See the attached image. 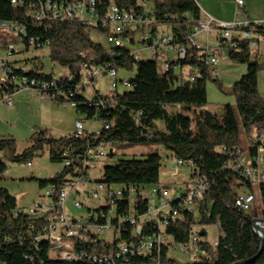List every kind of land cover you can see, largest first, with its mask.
I'll return each mask as SVG.
<instances>
[{
    "label": "trees",
    "instance_id": "obj_1",
    "mask_svg": "<svg viewBox=\"0 0 264 264\" xmlns=\"http://www.w3.org/2000/svg\"><path fill=\"white\" fill-rule=\"evenodd\" d=\"M11 1L0 0V23L12 22L25 28L21 42L26 49L20 54L27 52L28 43L33 40L34 51L48 49L50 62L66 71L63 75L48 74L38 57H17L10 74L15 80L11 92L14 93L23 80L34 81V87L46 95L48 101L57 105L73 104L85 121L99 123L100 128L85 127L81 137L72 132L58 139L40 129L30 136L28 147L20 153L12 137L0 136V180L9 163L27 165L45 150L50 163L61 165V170L50 179H32L37 182L41 197L44 192L52 191L46 211L28 214L6 189L0 188V264L149 263L150 258L157 257L156 253L146 257L121 255L120 247L129 248L152 235L156 228L151 222L143 224L140 235L134 233V226L129 222L123 221L119 226L116 220H112V224L119 227V231L109 239L88 231L84 239L75 243L72 262L52 257L47 236L59 215L58 195L77 179H89L92 183L120 190L121 197L113 198L118 218L126 220L132 212L144 215L147 201L141 200V194L149 195L152 188H160L162 157L158 147L167 151L174 162L180 161L189 169V179L199 177L208 185L194 212H188L179 202H172L179 216L169 220L164 234L174 244H184L193 233V226H200V231L194 234L198 238L196 245L204 255L194 264H264V249L260 252L261 242L252 228L253 220H264V183L256 186L260 216L253 208L254 203L248 212L239 210L235 207V199L240 193L253 194V185L240 170L233 168L237 159L245 155L241 149V132L250 133L253 128L264 127V100L257 90V74L264 63L257 61L255 51L251 52L246 42L228 51L227 59L246 65V73L232 86L235 106L224 105L221 112L215 114L206 109V84L218 82L214 67L207 65V55L187 40L191 29L201 19L194 0H152L148 11L137 0H96L95 21L90 25L77 18L57 20L46 10L43 19L35 21L33 17L46 2L58 10L75 0H16V5ZM110 4L149 20L153 32L157 27H166L172 44L185 49V58H170L168 70L160 72L148 53L147 59H143L142 55H132L127 47L110 45L106 48L92 41L91 33L105 40L110 36L122 40L130 36V32L113 33L102 28ZM258 34L264 42V29ZM21 64L27 65L29 70L23 71ZM83 67L102 69L104 75L114 70L116 87L108 94H101L93 85L92 96L86 97L85 91L78 89ZM184 68H189L192 80L182 77ZM120 70L134 72V76L119 78ZM124 83L130 87H124ZM43 84L46 89L42 88ZM100 146L107 149L106 161L99 178L92 180L86 170L91 161L89 155ZM141 147L156 150L138 156L117 154ZM260 148L264 161V142L260 139L248 146L247 156L257 159ZM84 209L89 215L98 216L89 220L97 226L104 222L109 210L100 203H85ZM213 225H218L221 233L214 246L207 242L204 231L205 227ZM159 257L166 264L177 263L164 248Z\"/></svg>",
    "mask_w": 264,
    "mask_h": 264
},
{
    "label": "built area",
    "instance_id": "obj_2",
    "mask_svg": "<svg viewBox=\"0 0 264 264\" xmlns=\"http://www.w3.org/2000/svg\"><path fill=\"white\" fill-rule=\"evenodd\" d=\"M138 3L145 8L147 2L152 0H137ZM237 10L243 8V0H232ZM11 3L16 5V0H12ZM95 5L96 0H75V2L60 6L58 10L56 7H52L48 2L44 6H40L38 12L33 13L35 21L43 19L45 13L52 12V15L57 20H72L77 18L83 20L89 25L94 23L95 18ZM86 15L88 19H84ZM102 28L109 29L114 33L130 32L125 40L121 38L110 36L106 40L114 47H127L132 55H137L139 52H147L151 58H153L158 66L160 72H166L169 68L170 54L174 55V59H184L186 51L183 47H176L172 44L173 39L169 31H163L160 28H155L153 32L150 26V21L136 17L133 11H126L119 8L117 5L110 4L107 10V15L101 23ZM135 29L139 30V35L136 38L133 36ZM264 29V21L256 22H245V23H223L214 20L213 18L200 19L196 26L191 29L190 35L187 37L188 43L195 47L197 50L205 53L206 64L215 67L220 60L227 59V53L230 49H236L240 42H246L251 52L255 51L260 41L263 42L258 34L259 30ZM215 30L217 33V43L209 48L207 35L210 31ZM258 31V32H257ZM11 37H18L21 44V50L25 47L22 45L21 39L26 34L24 27L12 23L2 22L0 23V105L9 109L13 106V98L15 94L19 92H27L30 94L37 95L40 100L48 101L46 95L34 87V81L27 82L23 80L19 84V88L15 92H11V87L14 85V78L10 77L12 67L14 66L13 61L17 58L21 51H16V47L9 41L7 34ZM132 34V35H131ZM205 36V44L201 45L196 41L198 35ZM132 40L134 44L132 43ZM264 43V42H263ZM136 45L140 46L139 48ZM136 48V49H134ZM26 49V48H25ZM34 41L31 40L28 43L27 52L34 51ZM43 50V49H42ZM226 51V54L221 52ZM26 52V51H25ZM23 71H28L27 65H20ZM82 78L85 74L91 83V88L94 82L104 76L102 69L98 68H87L81 69ZM189 68H184L182 71V77L185 79L192 80ZM107 75L111 79L110 89L116 87V73L114 70L108 71ZM124 87L129 88L128 83L123 84ZM43 89H46V85H42ZM78 89L85 91V85L83 80L79 85ZM73 104H62L61 106L66 107ZM94 123V122H93ZM75 130L73 133L77 137H81L84 134V123L78 121L74 126ZM262 149L258 150L257 159L253 160L247 155H242L237 159V163L234 164L233 168L240 170L244 174L245 178L253 185L264 183V168H263V157ZM107 149L105 147H98L95 151L89 155L90 162L88 163V175L91 171L98 172L102 171L103 165L106 161ZM27 167H31V163L27 164ZM174 167L182 169L183 163L180 161L174 162ZM5 175V174H4ZM90 177V175H89ZM91 178V177H90ZM82 186L81 189L79 186ZM207 183L204 179L199 177L190 178L184 185L175 187L174 190L169 188L160 187L152 188L149 195L141 194V200L147 201V211L144 215H136L130 213L126 220L118 218L115 215V204L113 198L121 197V191L118 189H110L102 184L92 183L89 179L82 180L77 179L71 182L60 194L58 195V207L59 215L55 219L54 225H52L48 232V240L51 244V255L55 259H59L63 262H72L75 259L74 250L75 243L81 241L85 237V233L93 231L96 234L103 236L113 237L115 233H118L119 227L112 224V220H116L120 226V223L125 221L129 222L134 226V233L140 235L142 233V226L146 222H151L155 225L156 231L152 235L148 236L137 242L136 244L120 247V254L129 253L131 256H151L156 253L157 257L150 258V262L147 264H166L161 261L159 252L164 248L167 254L171 255L172 251L176 249L182 254L188 255V261L185 263H173V264H194L200 255H204L197 247L198 238L194 233L189 235L187 243L176 245L172 239L164 234V227L168 224L169 220H175L179 216V212L174 208L172 202H179L182 208H186L188 212L196 211L201 200L203 199V193L207 190ZM133 191H130L132 195ZM50 194L52 191L44 192L42 195V201L35 203L31 208L25 211L28 214H35L37 210L46 211L48 210V203ZM70 196H73V207L76 210H84L81 214H71L66 207V202ZM86 199L94 202V204L106 205L109 210L107 215L104 217V222L97 226L90 224L89 220L98 217L97 215H89L85 212L84 204ZM46 201V203H43ZM132 202V201H131ZM88 203V202H87ZM254 203V195L250 193H240L235 199V207L239 210L248 212ZM102 217V216H101Z\"/></svg>",
    "mask_w": 264,
    "mask_h": 264
},
{
    "label": "rangeland",
    "instance_id": "obj_3",
    "mask_svg": "<svg viewBox=\"0 0 264 264\" xmlns=\"http://www.w3.org/2000/svg\"><path fill=\"white\" fill-rule=\"evenodd\" d=\"M197 6L203 13V8L201 2H204L209 6L210 10L214 11L217 17L214 18L218 21H222L224 17L228 14L230 17L234 16L235 6L232 0H194ZM244 1V0H243ZM203 3V4H204ZM205 5V4H204ZM151 4L147 2L145 8L148 11ZM258 7V15L264 14V2L256 5ZM244 16L240 11L238 13V20ZM84 19H88L86 15L83 16ZM221 19V20H219ZM235 20V19H234ZM237 21V20H236ZM161 30L168 31L166 27H161ZM139 35V30L135 29L133 36L136 38ZM8 42L10 41L15 47L16 51H21V44L18 37H11L7 34ZM92 41L96 43H101L103 46L108 48L110 44L107 40L102 37L91 33ZM200 40V38H199ZM212 41V42H211ZM209 41L211 45H215L216 42L213 40ZM137 48L140 46L136 45ZM258 51H260L257 61L260 64L264 63V43L260 41ZM49 51L44 49L43 51H29L19 54L17 57L19 59H32L38 57L40 62L44 67L45 73H53L54 75H63L66 71L65 69L53 64L49 60ZM143 59H147L146 55L141 56ZM82 71V70H81ZM246 73V65L237 64L229 59L220 60L219 63L214 67V76L218 80L217 83L213 81H208L206 84V94H207V107L206 109L212 113L219 114L221 108L224 105L235 106V96L232 94L233 84L240 79V77ZM119 78H132L134 72L127 73L122 70L118 72ZM83 84L85 85L84 95L88 98L92 96V88L89 79L86 75H83ZM111 79L108 75H104L98 78L94 82V89L99 91L101 94H108L110 91ZM257 90L259 96L264 100V66L261 67L257 74ZM14 106L12 108H5L0 105V136H10L15 140L16 151L18 153L22 152L29 145L30 136L37 130H47L49 134L55 138L66 137L71 134L75 128V123L81 121L84 126L88 128L91 126V122H87L84 116L77 113L73 107L70 105L63 107L57 105L50 101H42L37 95L30 94L27 92H19L15 94ZM100 128V124L96 123L93 129ZM260 134V135H259ZM241 149H243V154L247 155V148L252 145L253 141H258L259 139L264 142V127L261 129L253 128L250 133L241 132ZM156 150V148H146L141 147L137 149H130L126 151H119L117 154H127V155H141L142 152H151ZM158 153L162 157V168L159 175L158 187L169 188L171 191L175 187L186 184L189 180L190 171L188 168L183 167L182 169L178 167H173L171 163L172 159L170 154L165 151L162 147H158ZM61 170L60 164H52L49 162L48 153L45 150L43 155L34 157L31 160V167H27L25 164L17 165L9 163L7 165L6 175L0 180V188L6 189L11 196L16 199L17 205L19 207L29 209L35 203L41 202L43 199L41 197V191L37 186L36 180H47L52 178L56 173ZM90 177L92 180L99 178L98 172L91 171ZM81 189L83 187L79 186ZM254 195V205L253 208L256 209L258 216H260V202L258 198V191L256 186H253ZM86 203L97 205L91 203V201L86 199ZM46 203V201H43ZM67 210L72 214H81L84 210H76L73 207V196H70L66 202ZM260 219V218H259ZM193 233H198L200 231V226H193ZM206 233L207 242L214 246L217 242L219 236H221L219 226H207L204 228ZM109 239L110 237H106ZM172 257H174L179 263H185L188 261V255L182 254L178 249L172 251Z\"/></svg>",
    "mask_w": 264,
    "mask_h": 264
},
{
    "label": "crops",
    "instance_id": "obj_4",
    "mask_svg": "<svg viewBox=\"0 0 264 264\" xmlns=\"http://www.w3.org/2000/svg\"><path fill=\"white\" fill-rule=\"evenodd\" d=\"M264 2V0H244V6L243 8L237 10V8L235 7V13H234V16L233 17H230L228 14L226 15V17L222 18L223 20L222 21H219V22H223V23H245V22H256V21H264V14L262 15H258V13L256 12L258 7L256 5H258L259 3H262ZM204 2H201V6H202V10H203V13L201 12L200 10V14H201V19H206L208 17L210 18H216L217 15L214 14V11H212V9L210 10L209 6H207L206 3ZM233 3V2H232ZM234 4V3H233ZM235 6V5H234ZM200 9V8H199ZM242 12V14L244 16H242L239 20H238V13L239 12ZM213 18V19H214ZM217 18H221V17H217ZM235 19V20H234ZM216 20V19H214ZM221 20V19H219ZM237 20V21H236ZM218 21V20H216ZM169 31V30H168ZM200 38V40H199ZM213 40L214 42L217 43V33L215 30H212L209 32V34L207 35V41H208V45H209V48H211L213 45L210 44L209 41ZM196 41L201 44V45H204L205 44V36L202 34V35H198L197 38H196ZM212 42V41H211ZM263 43V42H262ZM259 47V46H258ZM136 49V48H134ZM147 52H139L137 53V55H147L146 54ZM223 54H226V51H223L221 52ZM255 53L257 54V56H259V53L260 51H258V48L255 50ZM170 58H173L174 55L173 54H170L169 55ZM226 60V58L224 59ZM14 103V101H13ZM14 106V104H13ZM96 125V122L94 123H91V126H89L88 128L89 129H92V130H96V129H93V127ZM143 154H146V153H149V152H142ZM170 158L172 159L171 163L174 164V159L170 156ZM172 164V165H173ZM6 175V173H5ZM72 214V213H71Z\"/></svg>",
    "mask_w": 264,
    "mask_h": 264
},
{
    "label": "water",
    "instance_id": "obj_5",
    "mask_svg": "<svg viewBox=\"0 0 264 264\" xmlns=\"http://www.w3.org/2000/svg\"><path fill=\"white\" fill-rule=\"evenodd\" d=\"M173 167H174V164H173ZM263 226H264V220H262V219L253 220V223H252L253 232L259 238V240L261 242L260 252H262L263 249H264V230H263ZM236 264H245V263L244 262H238Z\"/></svg>",
    "mask_w": 264,
    "mask_h": 264
}]
</instances>
